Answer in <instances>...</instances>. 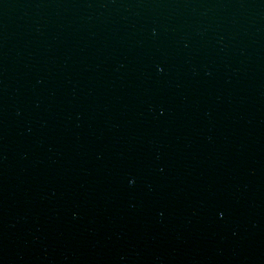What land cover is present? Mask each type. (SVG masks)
Listing matches in <instances>:
<instances>
[{
	"label": "water",
	"instance_id": "water-1",
	"mask_svg": "<svg viewBox=\"0 0 264 264\" xmlns=\"http://www.w3.org/2000/svg\"><path fill=\"white\" fill-rule=\"evenodd\" d=\"M0 264H264V0H0Z\"/></svg>",
	"mask_w": 264,
	"mask_h": 264
}]
</instances>
